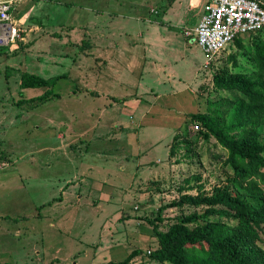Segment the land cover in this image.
Instances as JSON below:
<instances>
[{"label":"rangeland","instance_id":"obj_1","mask_svg":"<svg viewBox=\"0 0 264 264\" xmlns=\"http://www.w3.org/2000/svg\"><path fill=\"white\" fill-rule=\"evenodd\" d=\"M73 1L76 2L69 0ZM131 1L146 5L142 15H147L148 19L152 16L157 19L166 17L173 3V0ZM60 2L62 0H22L13 15L14 23L20 29V37L10 45L0 47V264H37V260L44 256L48 259L57 257L62 264H73L71 259L75 256L74 260H80V264H90V259L94 258L86 238L88 241L91 234L97 232H91L96 226H89L92 219L97 217H92V211L86 207V203L82 207L65 204L66 201L60 204L57 191L60 186L58 179L63 182L64 176L68 178L71 172H79V169L72 168L74 163L70 164L69 157L63 152L84 149L89 143H94L101 133L90 136L93 114L85 112L87 108L94 107L92 94L96 93L95 89L89 84L91 88L79 98L67 96L70 93L64 92L59 99L41 103L30 99L41 95L45 89L31 91L20 87L24 73L50 77L67 71L74 75L72 69L76 63V66L83 67V60L84 68L95 66L93 57L88 54L92 50L89 40L75 45L63 39L65 28L61 29L59 24L63 17L68 20L71 8L66 4L67 1ZM180 11L168 13L171 23L165 27L166 33L179 36L173 49L180 68H184L181 71L183 81L186 80L184 87L187 86L188 92L195 97L194 105L199 108L196 114H205L209 101L241 97V93L236 91H217L214 76L222 68L234 67L229 60L231 55H237L239 64L244 63L246 56L234 44L209 63L199 45L186 38L184 33L186 28H195L202 15L197 17L198 10L191 11L188 7ZM129 12H135V9ZM87 14L83 10L79 20ZM76 19L77 16L73 15V20ZM179 26L185 30L180 31ZM243 41L245 47L253 50L254 41H264V31L256 35L254 40L253 37H245ZM176 72L179 74L177 68ZM62 88L59 82L57 90ZM125 114L123 122L136 125L134 120L128 122L130 112ZM148 128L149 125L144 135L149 143L158 138L169 141L168 154L159 153L153 159L161 161L162 172L155 176L153 182L147 181L148 184L134 187L131 193L117 191L116 200L126 197L128 201L123 206L127 212L122 210L119 213V225L127 224L128 229L133 228L135 231L126 243L129 255L135 250L142 251L134 258H139L134 260V264H164L153 261L148 255L160 248L156 233L166 232L178 219L205 210L188 204L171 205L180 202L183 196H204L216 188L224 187L229 182L232 169L227 162L225 149L214 137L203 138L199 132L204 131V127L192 121L191 117L183 127L176 128L173 135H170V130L160 133ZM259 132L260 139L264 141V126ZM112 138L110 135L108 139L111 141ZM130 139L134 142L132 135ZM149 160L148 165L152 162ZM50 163L53 165L49 168L47 165ZM72 216L75 221H79V233L74 232L76 245L69 242L68 234L59 236L57 233L60 228L65 233L69 231L73 224L68 218ZM51 224L60 228H51ZM97 224L98 221H94V225ZM102 229L100 234L103 233ZM146 237L150 238L147 243L144 242ZM68 242L74 246L72 250L67 249ZM57 250L62 252L58 253Z\"/></svg>","mask_w":264,"mask_h":264},{"label":"crops","instance_id":"obj_2","mask_svg":"<svg viewBox=\"0 0 264 264\" xmlns=\"http://www.w3.org/2000/svg\"><path fill=\"white\" fill-rule=\"evenodd\" d=\"M65 1L71 9L68 20L63 17L59 24L61 29L65 28L63 39L75 45L89 40L92 50L88 54L93 57L95 66L84 68L83 60V67L80 68L76 63L72 69L74 75L67 71L61 74L64 78L57 82L54 90L60 94L59 98L63 97L64 92L70 93L67 96L79 98L88 88L95 89L96 93L92 92L94 107L87 108L85 112L93 114L90 136L101 133L94 143H89L84 149L80 148L74 152L61 151L67 154L70 164L74 163L72 168L79 169V172H71L69 169L72 168H69L72 175L68 178L64 176L63 182L58 179L60 186L57 193L60 197L57 199L60 204L66 201L65 204L70 203L72 206L82 207L86 203V207L92 211V217H97L89 224L90 227L96 226L91 232H97L91 234L88 241L86 238L87 246L91 247V254L95 258L90 259V264L122 262L129 256L126 243L135 231L133 228L128 229L127 224L119 225V213L125 211L123 206L127 205L128 201L126 197L118 198L117 201V191L131 193L134 187L153 182L155 176L162 172L161 161L153 160L154 157L159 153L166 155L169 151V141L158 138L149 143L144 131L149 125L148 130H158L160 133L170 130V135H173L176 128L183 127L190 115L196 114L199 109L194 105L195 97L188 92L187 86L184 87L186 80L183 81L181 74L184 68H180L179 59L174 53V43L178 42L179 36L166 33L165 27L171 23L168 13L183 11L188 7L191 11L198 10L197 17H200L204 14V7L209 0H174L166 12L167 16L159 19L153 16L148 19L147 15H142L143 8L146 7L143 2L62 0L60 3ZM132 8L135 12H129ZM83 10L88 14L79 20ZM73 15L77 16L75 21ZM179 28L180 31L185 30L181 26ZM176 68L179 74L175 73ZM59 82L63 88L58 91ZM38 96L40 95L35 97ZM127 112H130L128 122L134 120L136 125L131 126L123 122L122 118H126ZM83 117L84 115L81 118ZM159 123L161 125H157ZM131 130L132 134H129ZM110 135L113 136L111 141L108 139ZM131 135L134 142L130 139ZM149 152L150 154H147ZM149 159L155 164L148 165ZM52 165L50 163L47 167ZM68 219L72 221L73 226L66 233L58 226H50L56 230L57 227L60 228L61 230L57 231L59 236L69 235V242L76 245L74 232L79 233V221H75L74 216ZM94 221H98V224L94 225ZM67 226L69 227L68 224ZM100 229L103 232L101 234ZM146 238L145 243L150 239ZM69 242L67 249L72 250L74 246ZM74 259L75 256L71 259L73 264H80V260ZM138 259H133L130 264H134V260ZM37 264L62 262L57 257L48 259L44 256L37 260Z\"/></svg>","mask_w":264,"mask_h":264},{"label":"trees","instance_id":"obj_3","mask_svg":"<svg viewBox=\"0 0 264 264\" xmlns=\"http://www.w3.org/2000/svg\"><path fill=\"white\" fill-rule=\"evenodd\" d=\"M263 31L245 37L254 40ZM245 37L234 42L246 56L244 63L239 64L237 55H231L234 67L222 68L214 76L217 91H236L241 97L209 101L205 114L190 116L204 127L199 132L203 138L214 137L227 152L232 169L229 182L208 195L183 196L171 205L188 204L205 210L156 233L160 248L148 254L155 262L264 264V141L259 132L264 126V41H254L251 50L243 45ZM62 78L64 75L45 79L24 73L20 87L45 89L30 101L46 103L60 97L54 88ZM141 252L135 250L124 261L110 264H130Z\"/></svg>","mask_w":264,"mask_h":264},{"label":"built area","instance_id":"obj_4","mask_svg":"<svg viewBox=\"0 0 264 264\" xmlns=\"http://www.w3.org/2000/svg\"><path fill=\"white\" fill-rule=\"evenodd\" d=\"M22 0H0V47L14 43L20 29L13 15ZM264 28V2L261 0H209L201 21L184 31L206 54L208 62L227 51L234 42Z\"/></svg>","mask_w":264,"mask_h":264}]
</instances>
